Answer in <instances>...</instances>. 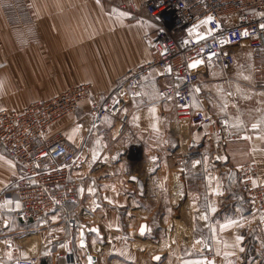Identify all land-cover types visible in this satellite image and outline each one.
Returning a JSON list of instances; mask_svg holds the SVG:
<instances>
[{
    "label": "crops",
    "instance_id": "1",
    "mask_svg": "<svg viewBox=\"0 0 264 264\" xmlns=\"http://www.w3.org/2000/svg\"><path fill=\"white\" fill-rule=\"evenodd\" d=\"M15 1L0 0V111L21 112L33 101L87 82L95 84V100H100L128 70L153 58L152 40L159 23L147 12L146 0H126L128 8L117 0H25L18 10H7ZM23 9L30 15L21 17L18 12ZM164 83L158 71L144 80L140 96L128 105L129 127L123 136L110 125L92 128L90 100L50 128L49 137L63 132L71 147L82 150L87 166L79 202L68 203L40 221L17 217L16 163L0 148V264L26 257H38V264H88L87 250L80 246V230L88 228L99 230L86 232L88 251L97 257V264H175L169 260L174 249H163L157 256L147 246H129L125 238L134 226L122 224L121 216L126 211L139 220V230L146 222L147 232H153L146 217L155 214L160 191L173 187L168 179L173 170H166L158 157L159 142L171 141L174 122L160 98ZM202 85L194 91L193 106L209 111L206 95L199 93ZM259 89L264 92V87ZM247 117L232 120L234 136L221 151L201 152L199 157L183 152L180 164L186 158L188 164L183 172L186 180L180 183L197 208L191 224L193 235L198 233L195 244L238 258L247 252L253 258L249 264H261L264 211H257L242 193L240 170L256 162L264 182V117ZM192 135L198 138L205 133L202 128ZM131 137L143 146L136 168L128 166L125 155ZM131 176L143 180L142 193ZM67 214L77 219V228L69 225ZM229 221L236 223L221 227Z\"/></svg>",
    "mask_w": 264,
    "mask_h": 264
},
{
    "label": "built area",
    "instance_id": "2",
    "mask_svg": "<svg viewBox=\"0 0 264 264\" xmlns=\"http://www.w3.org/2000/svg\"><path fill=\"white\" fill-rule=\"evenodd\" d=\"M117 2L122 8L130 6V1ZM22 5L25 0H16L6 9L18 10ZM144 6L159 23L152 40L153 58L128 70L100 100H95V84L87 82L71 85L55 97L33 101L21 112L0 111V148L14 159L17 168V217L40 221L68 203L79 202L87 158L82 150L70 146L63 132L49 137L50 128L79 112L82 103L90 100L92 128L110 125L118 135L125 134L128 105L140 96L141 84L153 71L165 80L160 98L172 104L175 122L201 129L210 126L215 150L234 136L230 116L194 108V91L204 83L209 69L219 68L230 77L238 49L264 53V28L260 27L264 24V0H146ZM18 13L30 15L27 9ZM209 16L213 19L203 23ZM138 19L145 22L141 16ZM196 60L202 63L189 68ZM240 182L252 205L264 211V182L256 162L241 168ZM67 219L72 228L78 227L76 218L67 214ZM210 249L205 245L202 251ZM38 262V257H26L5 264Z\"/></svg>",
    "mask_w": 264,
    "mask_h": 264
},
{
    "label": "rangeland",
    "instance_id": "3",
    "mask_svg": "<svg viewBox=\"0 0 264 264\" xmlns=\"http://www.w3.org/2000/svg\"><path fill=\"white\" fill-rule=\"evenodd\" d=\"M211 70L214 71L207 73L206 83L200 87L199 91L201 96L202 94L206 95L208 109L211 113L217 115L228 114L231 120H240L242 118L246 120L248 115L264 117V92L259 89L264 87V53L238 49L233 76L228 78L224 76L225 72L219 68ZM222 75L226 82L222 80L223 77L220 78ZM164 107L166 111H169L167 115L170 116V120L174 121L170 127L172 139L169 143H166V141L159 142L158 157L160 164H164L166 170H169V172L173 170V174H169L168 178L173 187L160 191L161 198L154 209L155 214L152 217H146L154 226L153 232L141 235L137 227L139 220H137L136 216L126 214V211L121 213L122 224L129 227L132 224L134 226L130 232L127 230L128 233L125 240L129 246L132 245L136 248L147 246V250L152 248L155 254L158 252L157 256L161 255L159 251L161 252L163 249H174L175 252L172 253L169 260L172 261L174 259L175 264L180 262L199 264L198 258H201V264H204V262L205 264H249L253 258L247 252L241 253L238 258L237 255H230L225 250L217 254L212 248L209 252H203L202 248L205 245L201 247L200 243L196 242L195 244L194 240L195 238L198 239V233L196 232V235H193L191 224L194 223V211L197 208L194 205L192 196H189L186 192V185L181 187L180 183L182 180H186L183 172L184 167L188 164V158L183 159L184 162L182 160L183 163L180 164L181 160H179V157L183 152H188L190 157H199L201 152L215 151L211 146L213 132L210 126H205L203 128L204 137H193L192 133L201 129L200 126L175 122L172 104L167 103ZM207 130L210 131L211 135L206 133ZM127 145L125 155L127 156L128 166L136 168L137 165H140L143 146L136 137H131ZM166 170L165 176H168ZM144 207L147 209V206ZM203 238L205 239L204 236ZM142 253H145L147 255L146 260H149V253L145 250ZM260 254L262 258L260 262L264 264V252L261 251Z\"/></svg>",
    "mask_w": 264,
    "mask_h": 264
},
{
    "label": "water",
    "instance_id": "4",
    "mask_svg": "<svg viewBox=\"0 0 264 264\" xmlns=\"http://www.w3.org/2000/svg\"><path fill=\"white\" fill-rule=\"evenodd\" d=\"M130 180L134 183L137 184L138 188L140 189L141 193L144 189V182L143 180H141L139 177L137 176H131L130 177ZM144 228V231L141 232V228ZM141 228L139 230L140 234H145L147 231H148V225L146 222H144L142 225H141ZM95 231V232H98L99 230L97 228H88L87 230L85 229H81L80 230V246L85 248L87 250V261H88V264H97V257L93 254H91L89 251H88V248H87V231ZM83 242V243H81Z\"/></svg>",
    "mask_w": 264,
    "mask_h": 264
},
{
    "label": "snow or ice",
    "instance_id": "5",
    "mask_svg": "<svg viewBox=\"0 0 264 264\" xmlns=\"http://www.w3.org/2000/svg\"><path fill=\"white\" fill-rule=\"evenodd\" d=\"M212 19H213V17L209 16V17L206 18L205 21H202V22H203V23H207V22L211 21ZM260 27H261V28H264V24H262ZM243 34H244V35H247L248 33L245 31ZM221 43H225V41H221ZM212 55H215V53H210V56H212ZM200 63H202V61H200V60L193 61L192 63H190V64L188 65V67H189V68H196L197 65L200 64ZM168 70L171 71L170 67H169ZM197 90H198V89H197ZM153 111H155V109H153ZM253 127L255 128L256 125L254 124ZM196 163H199V161H197ZM6 203H12V202H11V201H6ZM16 206H17V207L20 206L18 201L16 202ZM212 211H215V209L213 208ZM204 218L206 219V217H204ZM234 223H236V221H229L228 224H226V225H222L221 227H227V226H229V225H231V224H234ZM143 231H144V228L142 227V228H141V232H143ZM240 239H242V237H237V240H238V241H239ZM81 243H83V242H81ZM157 259H158V257H157Z\"/></svg>",
    "mask_w": 264,
    "mask_h": 264
},
{
    "label": "bare ground",
    "instance_id": "6",
    "mask_svg": "<svg viewBox=\"0 0 264 264\" xmlns=\"http://www.w3.org/2000/svg\"><path fill=\"white\" fill-rule=\"evenodd\" d=\"M206 133H207L208 135H211L210 131H208V130H207V132H206Z\"/></svg>",
    "mask_w": 264,
    "mask_h": 264
},
{
    "label": "trees",
    "instance_id": "7",
    "mask_svg": "<svg viewBox=\"0 0 264 264\" xmlns=\"http://www.w3.org/2000/svg\"><path fill=\"white\" fill-rule=\"evenodd\" d=\"M41 264H47V263H45V262L43 261Z\"/></svg>",
    "mask_w": 264,
    "mask_h": 264
}]
</instances>
